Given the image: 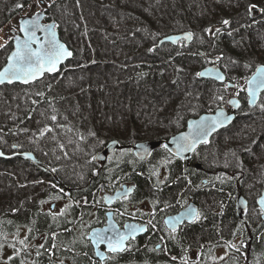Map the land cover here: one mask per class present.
Returning <instances> with one entry per match:
<instances>
[{"label": "trees", "instance_id": "16d2710c", "mask_svg": "<svg viewBox=\"0 0 264 264\" xmlns=\"http://www.w3.org/2000/svg\"><path fill=\"white\" fill-rule=\"evenodd\" d=\"M94 1L56 0L50 2L43 10L47 21L57 23L64 42L67 40L65 38L67 20L70 21L69 24L74 21L73 29L77 28L79 38L66 43L73 50L74 56L63 70L77 66L79 62L84 64L82 70H86L85 72L106 65L114 67V70L120 73V79L112 85L119 94L115 101L110 98L106 87L99 85L91 89L90 87L77 89L73 93L54 92L56 84H51L50 90L48 85L33 88L41 85L44 79L30 86L21 84L3 86L7 90L14 87L24 89L21 101L24 115L17 112L11 122L0 124V147L5 152H11L14 148H16L15 152L32 151L52 171L53 169L55 171L54 174H50L30 163L28 176V173L22 169H15L17 165L14 167L10 162L0 159V186L13 196L14 200L8 202L22 206L14 210H8L7 207L0 208V264L4 251L9 248L8 243L12 244L11 237L19 238L15 248L20 251L15 253L16 256L9 264H21V262L23 264H181V258L185 256L188 258V264H264V218L257 204L264 190V160L260 162L261 170L258 171L259 178L263 181L259 183L257 191L253 192H256L252 196L254 205L249 206L243 221L238 215L236 200L240 194L248 200L251 199L247 188L253 183L249 165L255 166V161L250 162L247 160V155H240V152L237 154L236 150L227 152V157L230 158L234 154L232 161L230 158L224 161L222 150L219 149H212L211 155L197 154V161L204 165V170L201 172L196 171L192 164L188 167L167 155L175 159L176 163L170 170V178L166 185L160 183L162 167L155 172L156 157L164 154L166 152L164 149L156 150L151 159L142 162L137 159L131 162L133 158L131 151L122 153L123 164L124 158L126 160L124 175L137 181L142 201L148 200L157 206L176 207L174 205L179 202L182 205L187 204L190 197L196 200L201 207V218L194 224L187 225L185 228L187 234L185 231L178 236L177 233L171 234L166 229L163 222V217L167 213L165 211L162 213V220L156 223L161 234L158 232L152 234L150 231L148 236L138 242L139 244L132 242L130 252L117 256L115 260L102 263L95 256L92 246L86 239V233L91 224L95 226L100 222L103 211L94 210L90 223L89 220H85L94 207L103 203L102 194L107 178L106 165L96 163L92 159L93 156L103 152L105 144L111 139L127 145L148 141L145 137H137L136 133L135 137L125 138L126 136L122 134L114 135L111 134L112 132H106L113 130L115 126L117 128L122 126L120 123L112 122L113 117L115 118L113 110L116 109L117 104H124L126 106L124 109L128 110L131 109L127 108L129 103L132 104L133 109L138 110V95L143 89L157 90L160 85L164 88L166 85L170 86L167 91H170L172 98L169 103L164 104L166 106L164 116L158 114L161 118L154 120V123L150 124L147 118L153 114L139 115L141 117L139 118L131 110L127 112L130 128L134 130V125H141L140 128L143 129L146 125L145 130L151 131L149 140L156 141L165 140L182 131L190 117L225 107L229 98L234 96V92L212 81L203 82L204 80L197 77L196 73L209 66L219 65L222 70L229 73L228 77L231 81L241 80L245 85V81L254 74L256 68L264 65V37L260 36L264 34V0H145L148 8L140 7L138 12L128 10L130 13L125 17L126 22L129 23L125 25L127 33L121 37L114 36L113 44L120 45V41L126 43L130 41L139 46L137 49L142 51V55L146 53L148 59L133 61V65L124 62L110 64L108 59L98 58L97 48L90 47L91 37L94 35L96 37L94 36L93 39L99 35L108 40L107 34L99 29V22L93 9L97 6ZM107 1L112 5L116 2V0ZM127 1L125 3L132 9L131 1L134 0ZM118 2H116L118 7L124 6V2ZM32 3L33 0H14L7 4L0 0V29L10 20L20 18ZM17 4H22L23 7L17 8ZM61 5L66 7L62 8L65 12L58 8ZM250 5H256L251 12H249ZM225 19L230 21L228 26L222 23ZM71 28L72 26L69 29ZM209 28L213 31L219 28L221 31L212 35L205 31ZM184 32L193 34L191 46H187L186 43L182 46L160 43L166 36ZM103 44L105 43L102 42ZM257 45L261 47L258 48ZM106 47L109 46L105 45ZM10 49L12 51L11 47ZM149 49L154 50L149 51ZM10 53H7L6 59ZM78 56L80 58H77ZM217 56H223L224 59L215 64L209 62L214 61ZM232 61L235 63L233 64ZM240 68L243 69L242 72L237 71ZM190 69H193L191 73ZM235 73V76L231 75ZM188 80L193 83L189 87L191 89L197 86L202 88L208 85L207 83L212 85L214 89L212 100L208 103L204 101V106H201L199 97L195 98L189 92L182 94L181 90ZM244 85L238 87L239 95L246 103L245 110L239 113V118L259 112L262 109L260 105L264 103L262 98L259 105L251 109L245 91L241 90L245 89ZM163 87L156 92L162 91ZM219 96H223V101L217 99ZM164 97L161 100H164ZM104 99L109 105L113 104L110 105L113 109L112 113H109L108 117L100 113L93 116V111L95 114V110L100 108ZM83 110L86 111L83 113ZM90 112L91 117H88ZM261 114L260 119H264V111ZM53 115L57 117L55 122L51 120ZM29 116L36 117L35 119L32 117L35 125L34 122L24 123ZM103 116L110 126L99 123ZM138 118L142 119L141 123L138 122ZM236 125L239 126L240 122L236 121L228 130H232ZM45 126L51 127L53 131L40 137L39 132ZM61 145L63 148L60 147ZM256 150L264 153V141H258ZM118 170L116 168V172ZM27 176L30 177L29 182L33 185L28 186L34 192L31 196L24 194ZM59 201L65 202L63 216H55L54 211L44 209L48 203H51L52 207ZM85 201L88 203L85 204ZM67 214L70 216L66 217ZM82 214L85 216V226H80L82 229L79 233L66 231L65 229L69 230L72 223L82 219ZM24 228L31 229L29 235H23ZM52 233L56 234L55 241L51 239ZM172 235L175 238H171ZM25 237H27V247L19 243ZM161 237H164L165 241L161 240ZM237 240L239 242L236 245ZM52 243H56L58 247L52 249ZM41 244L45 247L40 248ZM229 244L235 247H229ZM158 245H161L160 249H157ZM37 252L40 255H37ZM172 256H176L177 260L173 261Z\"/></svg>", "mask_w": 264, "mask_h": 264}, {"label": "rangeland", "instance_id": "374dc122", "mask_svg": "<svg viewBox=\"0 0 264 264\" xmlns=\"http://www.w3.org/2000/svg\"><path fill=\"white\" fill-rule=\"evenodd\" d=\"M2 1H5L7 4H9V3H12L14 0H2ZM55 1L56 0H50V1L49 0H42V2H38V0H33V3L30 5V7L27 9V11H25L22 14V16L20 18H23L24 16H29V15L35 14V12H37V11L44 12L43 8H47V6H48V4H50V2L53 3ZM102 1L103 0H101V2ZM118 1L116 0V2H118V3L124 2L123 7H125V8L118 7L116 2L113 4L114 5L113 6L107 0H104L102 2V4H101L100 0L98 3H97V0H95L93 2L97 5L93 9L95 11V16L99 22V29L103 30V32L107 34L108 40H105L104 38L100 37L99 35L97 36V38L93 39L95 36L94 35L91 37L92 38L91 39L92 44H90V47L93 49L97 48L98 58L108 59V63H110V64H112L113 62H114V64L124 62V64L127 63L128 65H133V63H132L133 61L135 62L138 60L148 59V57L146 56V53H145V55H144V53L142 55V53H141L142 51L137 49V48H139V46L137 44L135 45V43H131L130 41L128 43H126L124 41H120V45L113 44L114 38H115L114 36L121 37L122 35L127 33L126 32L127 30L125 27L129 23L126 22L125 17H126V15H128L130 13L128 10H130V11L136 10L138 12V9L140 7L141 8H144V6H146L145 8H148V7H147V5H145V3H146L145 0L144 1H142V0L131 1L132 5H133L132 9L129 8L130 7L129 4H128L129 5L128 6L125 3L127 0H118ZM127 3H128V1H127ZM126 7H128V8H126ZM58 8L62 9V8H66V7L61 5ZM152 8H154V7H152ZM62 11L65 12L63 9H62ZM20 18H14V19L10 20V22L5 24V26L0 29V45H3V47H0V70L5 65V63L7 62V59H6L7 53L8 52L10 53V51H11L9 46L13 41L12 31L15 30V31L19 32V19ZM69 19H71V18H69ZM67 21H68V22H66L67 27L65 26L67 29V32L65 31V38L67 40H65V43L68 44V41L71 42L72 40L79 38V36H77V30H76L77 28L73 29L74 28L73 27L74 21L72 22V24H69V22H70L69 20H67ZM71 26H72V28L69 29ZM260 36L264 37V34L262 33V35H260ZM101 38H102V40H101ZM102 42L105 44L102 45ZM74 45H73V47H75ZM105 45H108L109 47L105 48ZM100 47H102V48L100 49ZM257 47L260 48L261 46L257 45ZM120 49H122V50L117 51ZM77 58H80V56H78ZM5 59H6V61H5ZM83 65L84 64L82 62H79V64L77 66L68 67L66 70H63L59 75L47 76L41 85H36L33 88H41L45 85H48L49 90H50V87H51L50 85L56 84V88L55 89L52 88V89H54V92L60 93V92H67L68 91L69 93H73V92H76L77 89H87L88 87H90L89 89H91V88H94L96 85H99V86H104V88L106 87V90L109 91L110 98L115 101L117 95H119V94L113 88L112 85L117 80L120 79V76H119L120 73H117V71L114 70V67H108L107 65L100 67V68H96L95 70H88L87 72H85L86 70H82ZM192 70L193 69H190V73L192 72ZM237 71L242 72L243 69L240 68ZM82 73H84V74H82ZM226 74L229 76L228 72H226ZM231 75L235 76L236 73L231 74ZM237 75H239V73H237ZM190 76H191V74H190ZM247 80L245 81V85H244V81H241V80H235V82H233L236 85L235 90H233V92H234L233 97H238V95H236V92L237 93L239 92V89H238L239 86L243 87V85H244V87L246 88ZM205 81L206 80H204L203 82H205ZM192 84H193L192 81H190V80L186 81V83L183 86V90H181L182 94H184L185 92H189L195 98L199 97V99H200L199 104H201V106L205 102L208 103L212 100L211 98H212L213 92H214L212 85H209V83H207L208 85H206L202 88H200V86H197V87H194L191 89L189 87ZM14 85H17V84H14ZM161 87H163V86L162 85L158 86V88H156L157 90H154V89L151 90L148 88L143 89V91H141V93L138 95L139 96L138 97V104H139L138 110L137 109L135 110V108L133 109L132 104H129V103L127 104V108H131V109H128V110H131V112L135 113L136 116L137 115L138 116L139 115L144 116V115L153 114V116L149 115L147 118L150 121V124L154 123V120H156L160 117V116L158 117V114L159 115L162 114L164 116V108L166 107L164 104L169 103V101L171 100L170 98H172V96L169 94L170 91L169 92L167 91V89H170L171 87L166 85V88L163 87L162 91L157 93L156 91H158ZM23 91H24V89L21 87H14V88H11L9 90L5 89L3 86H2V88H0V119L2 120V121L0 120V124L2 122L3 123L11 122L13 120V118L15 117L17 112L20 113L21 115H24L23 114L24 113L23 103L21 102L22 98H23V94H24ZM155 93H156V95H155ZM160 93L162 95L158 96V94H160ZM163 96H165L163 98L164 100H161V98ZM165 102H167V103H165ZM110 105H113V104L110 103ZM110 105H109L108 101L104 99V103L100 106V108H97L95 110V114L93 111L92 115L94 116V115H96V113H98V114L100 113V115L104 114L105 117H108V114L112 113V110H113V109H111ZM129 105H131V106H129ZM124 107H126V106H124V104L122 105L121 103H118L116 109L113 110L115 118L113 117L112 122H115L118 124L120 123V124H122V126H120V128H117V126H115L113 128V130H106L105 129L106 132L107 133L112 132L111 134H114V135L122 134V136L123 135L126 136L125 138H130V136L135 137L137 134V137H140V138L145 137V139L149 140V137L151 136V131L145 130L146 125L143 126V129L140 128L141 125H138V126L134 125L135 126L134 130L130 128L131 125H130V122L128 121V117H129L128 113H127L128 110L124 109ZM85 111L86 110H83V113ZM263 111H264V109H261L259 112L253 113V115L251 114V115L243 116V117L239 118L237 120L240 122L239 126L236 125V127L235 128L233 127L232 130H230V131L227 130V131L222 132L219 136H217V139H216L217 141H219V145H218L219 149H220L219 151L222 150L221 154L224 155V157H223L224 161H226V159L227 160L231 159V161L234 160V158H233L234 154H233L232 158H230V156L227 157V152H229L231 150H234V151L236 150L237 154H238V152H240V155H243V156L247 155V157H248L247 160H249L250 162L255 161V166L249 165L250 176H251L250 178H251V181L253 182L252 185H249L247 187L248 190L250 191L249 196L251 198L250 200H248L249 206L254 205V198L252 196L256 192L255 193H253V192L257 191L256 189L259 187V183L261 181H263V180H261V178H259V172L258 171H259V169L261 170L260 162L262 160H264V153H262L263 151L259 152L258 150H256V145H257L258 141L259 140L264 141V119H260L261 115H262L261 113ZM85 114L87 115V112ZM104 116L102 117L101 122H99V123L105 124V126H110L108 124V122L105 121ZM32 117L33 116H29L24 121V123L33 124V122H34V125H35V121L33 119H35L36 117H33V119H32ZM88 117H91V112H90V116H88ZM139 118H141V117L139 116ZM139 118H138V120H139ZM136 119H137V117H136ZM140 121H142V119L139 120L138 122L141 123ZM101 127H102V125H101ZM254 132H255V135H254ZM220 138H222V140ZM261 147H262V145H261ZM207 153H208V155H211L212 149L211 150L209 149V151H207ZM10 164H12L14 167H15V165H17L18 167H16L15 169L20 168L23 171L27 172L28 176H29V174H30L29 170L31 169L29 164H27L23 161L10 162ZM161 173H162L163 181H165L167 178V172L165 171V169H162ZM28 176L25 179V182L27 185H24L26 187V188H24L25 189L24 194L27 193L28 195L30 194V196H31L34 192L28 186H33V185L31 182H29L30 177H28ZM0 190H1V192H0V204H1L0 208L7 207L8 210H14V208H17V207L21 208L22 207L20 204L17 206V205H14L13 203H10L14 200L13 196L9 195V193H6L4 191V189L1 188V186H0ZM17 199H19V197H17ZM8 201H10V202H8ZM145 204H148L149 207L151 206V202L148 200L142 201V206H144ZM63 207H64V204L61 201L57 202L55 209H54V213L60 212ZM51 208H52L51 203L50 204L48 203L44 209L45 210H52ZM24 209H26V208H24ZM18 240H19L18 237H17V239L11 237L12 244L8 243L9 248L7 250H5L4 254L2 255V264H9L11 259L16 256L15 253H18V252H16L12 247H13V245L17 246L16 242H18ZM238 242H239V240L236 241V245ZM29 249H31V247Z\"/></svg>", "mask_w": 264, "mask_h": 264}, {"label": "snow or ice", "instance_id": "6c2138e0", "mask_svg": "<svg viewBox=\"0 0 264 264\" xmlns=\"http://www.w3.org/2000/svg\"><path fill=\"white\" fill-rule=\"evenodd\" d=\"M38 2H42V0H38ZM17 8H22V4H17ZM256 8V5L249 6V12L253 11ZM40 14L36 13L33 18L25 20L22 24L21 31L25 33L23 39L20 37H16V48L11 53V55L7 58L6 66L0 70V83H4L7 81L8 83H12L13 81H21L23 83L35 82L41 77L45 75V73H56L58 71V66L67 58L72 57L73 53L66 47L65 44L61 43L56 39L55 23L48 24L42 26L39 23ZM225 26L230 24V21L225 19L222 22ZM37 31H41L45 33L44 37L41 38L37 36ZM205 31L215 35L219 33L221 30L219 28L213 31L212 29H205ZM231 35V33H229ZM193 38V34L191 32L186 33L183 37H171L173 43H179L181 40L190 41ZM163 43V41H161ZM35 45V47H33ZM3 47V45H0ZM154 49H149V51H153ZM224 59L223 56H217L214 61H209L210 63H217ZM234 64L235 61H232ZM197 77H208L212 76L216 80L224 82L225 76L219 71L218 68L205 69L204 71H200L196 73ZM248 87L247 89H241L242 91H247L250 97L249 104H255L258 98L259 93L264 90V65L258 66L256 68V72L252 75L251 78L247 80ZM225 89L229 87L228 84L225 83ZM235 87V85H233ZM37 95L42 96L43 93H37ZM239 95V92L237 93ZM218 100L223 101V96L217 97ZM229 103H232L239 106V102L235 100H229ZM35 103V101H34ZM262 109H264V103L260 105ZM51 120L55 122L57 117L55 115L51 116ZM231 120V117L226 116L224 112L218 111L215 116L212 117H204L201 118L200 121H194L189 125L190 131L188 133H181L178 138L175 139L176 148L168 149V146L164 147L171 152L174 156H182L184 152L195 151L196 146L200 143H208L207 137L211 135L212 132L216 131L217 127H222L224 124ZM53 129L49 126H45L43 130L39 132V136L43 137L47 133L52 132ZM92 135H95L92 133ZM83 139V137H81ZM103 143V142H101ZM113 143H116L115 141ZM13 147H17L13 145ZM63 148V145L60 146ZM150 153L145 150V155ZM3 153L0 152V156ZM97 157L93 156V160ZM171 161H166V163H170ZM55 171V169H53ZM123 187V186H122ZM62 191V190H61ZM132 189H127L126 191L117 192L114 197H104L103 199L111 203L113 200H128L129 193ZM43 203V202H42ZM85 204L88 201L84 202ZM264 204V200L260 202ZM65 210H61L59 215H64ZM139 210L137 212L129 213L125 208L123 212L120 213L121 216L128 215L132 220H136L138 216ZM140 216L143 213H139ZM152 219L146 221L148 226L155 228L156 225L153 224V219L155 218V211L151 214ZM201 218V213L191 207L188 206L183 213H181L178 217H172L165 221V224L169 226L170 233L175 234L177 231L178 225L182 224L185 220L191 221L193 223L199 221ZM69 231L68 229H65ZM31 232V229H29ZM148 231V228L145 224L140 223H125L123 225V231L116 227V225L110 224L109 227L104 229H94L89 236L91 245L97 249L96 256L100 258L101 261H112L115 260L117 256L122 255L126 252H130L132 250V241H135L138 233H143ZM171 238H175L174 235ZM51 239L55 241L56 234L52 233ZM164 237H161L163 240ZM26 240L22 239L19 241L21 245H26ZM101 246L104 247V251H101ZM14 249L15 246L13 245ZM40 248H44L45 245H39ZM58 245L56 243H52L51 248L55 249ZM159 248V245L157 246ZM229 247H235L234 245L229 244ZM19 253V249H15ZM239 249H237L238 251ZM155 251V249H153ZM37 255H40L37 252ZM87 255V253H85ZM11 259V258H10ZM171 259L173 261L177 260L176 256H172ZM23 264V262H21ZM181 264H188V258L182 257Z\"/></svg>", "mask_w": 264, "mask_h": 264}, {"label": "flooded vegetation", "instance_id": "af4514ba", "mask_svg": "<svg viewBox=\"0 0 264 264\" xmlns=\"http://www.w3.org/2000/svg\"><path fill=\"white\" fill-rule=\"evenodd\" d=\"M10 47L12 48V51H13V49H14V46H13V41H12V43L10 44ZM11 51V52H12ZM11 54V53H10ZM9 54V55H10ZM217 66H219V65H217ZM225 72V71H224ZM226 73V72H225ZM47 77V76H46ZM45 77V78H46ZM44 78V79H45ZM206 81H212V80H206ZM212 82H215V81H212ZM229 82H232L233 83V81H231L230 79H229V77H228V75H227V82H225L226 84H228L229 85ZM37 83V82H36ZM215 83H217V82H215ZM225 83H217V84H219V85H222V86H224L225 85ZM35 84V83H34ZM235 84V83H234ZM33 85V84H32ZM22 86H24V85H22ZM30 86V85H29ZM235 88H236V85H235V87H233V88H227V89H229V90H231V91H233V90H235ZM245 89H247V85H246V88ZM245 93H246V96H247V91H245ZM231 98H239L240 99V101H241V108L237 111V119L235 120V122L239 119V113L242 111V110H244L245 109V104L246 103H244V101L242 100V98H241V95H238V97H230L229 98V100L231 99ZM262 98H264V93H262V95H261V99ZM261 99H260V101H261ZM228 100V101H229ZM260 101H259V103H260ZM247 103H248V105H249V100H248V96H247ZM259 103L256 105V107L259 105ZM249 107L251 108V109H255L256 107H251L250 105H249ZM221 108H226V109H228L230 112L232 111V108H231V106L229 105V102H228V104L225 106V107H220L219 109H221ZM217 111V110H216ZM216 111H213V110H211V111H208V112H205V113H215ZM205 113H202V114H205ZM201 114V115H202ZM201 115H199V116H197V117H190L189 119H188V121H187V124H186V127L182 130V131H180L179 133H182V132H184V131H186L187 130V127H188V122H189V120L190 119H195V118H198V117H200ZM234 122V123H235ZM234 123H232L229 127H226V128H224L222 131H220V132H218L216 135H214V137H212V139H211V141L209 142V143H207V144H203V145H201L198 149H196V151L193 153V155H192V157H191V159L188 161H186V160H181V159H179V158H177V157H175L173 154H171L165 147H164V145H162L161 147H159V148H157L156 150H158V149H164L166 152L164 153V154H162L161 156L160 155H158L157 157H156V161H155V164H156V168H155V172H157V169L159 168V167H162V169H165V171L167 172V178H166V180L165 181H163V177H160V180H161V182L160 183H162V185H166L167 183V180L170 178V170H171V168H173L174 166V163H176L175 162V159L177 160V161H180L181 163H184V164H186V166H188V167H190L191 166V164H192V166L194 167V169L196 170V171H199V172H201V171H203L204 170V165L201 163V162H199V161H197V154H199L200 153V155H202V156H206L208 153H207V151H209V149L211 150V149H219V141H217L216 139H217V136H219L222 132H224V131H227L228 129H230L233 125H234ZM179 133H176V134H174V135H177V134H179ZM174 135H172V136H174ZM172 136H170V137H168V138H166L165 140H168V139H170ZM221 140H222V138H220ZM113 140H116V139H111V140H109L106 144H105V147L107 146V144L109 143V142H111V141H113ZM116 141H118L119 143H120V145H123L124 147L123 148H120V149H116L113 153H111V154H108V157H107V160H106V162H104V163H102V164H100V163H98V164H100V165H106V175H107V178H106V183L104 184V192H103V194H102V197L104 198V197H112V196H114L117 192H120V191H124V190H127V189H132V191L129 193V198H128V200H122V199H120V200H116L114 203H112V204H107V202L103 199V203H101V205L100 206H97V207H94V209L92 210V212L90 213V214H87V216H86V219H85V216L82 214V219L81 220H79V221H77V222H74V223H72V225L69 227V231H72V232H75V233H79V231L82 229H80V226L82 227L83 225L85 226V223H84V219L85 220H89V223H90V219H93V213H94V210H98V209H101L103 212H102V219L100 220V222H98V224L97 225H93V224H91V226H90V228H89V230L87 231V233H86V239H87V241L89 242V244L91 245V242H90V240L88 239V236H89V234L91 233V231L93 230V229H95V228H103V227H105V226H107L108 225V221H109V214L110 213H112L113 214V220L115 221V223L118 225V227L121 229V230H123V225L125 224V223H140V224H146V221L147 220H149V219H152V217H151V213L153 212V211H155V218L153 219V224H155L156 225V223H159V221L160 220H162V213L163 212H165V211H167V213L165 214V216L163 217V222H164V225H165V227H166V229H168L167 228V226H166V224H165V220H166V218L168 217V216H171V215H176V214H178V213H180L182 210H184L185 208H187L189 205H190V203L191 202H194L197 206H198V208H199V212H200V210H201V207L199 206V204L196 202V200L195 199H193V197H190L189 198V200H188V202H187V204H185V205H182V204H179V203H176L177 205H174V206H176V207H173V206H163V205H161V206H157V204H155V203H151V206L149 207V205L148 204H145L144 206H142V195H141V193H139V189H138V183H137V181L136 180H133V178L132 177H130V178H127L124 174V169H125V158H124V164H123V159L121 158L123 155H122V153L124 154V153H128V152H132V155H133V158L131 159V162H134V159L136 160H138V161H141V160H139L135 155H134V152H133V150H132V148L131 147H128V146H132V145H127V144H122L119 140H116ZM162 141H164V140H162ZM217 141V142H216ZM224 142V141H223ZM138 143V142H137ZM136 144V143H135ZM134 145V144H133ZM1 148V147H0ZM2 149V148H1ZM105 149V148H104ZM15 150H16V148H14V149H12L11 150V152H5V153H7V154H9V155H13V154H15V153H19V152H22V151H17V152H15ZM155 150V151H156ZM220 150V149H219ZM155 151H154V153H155ZM154 153H153V155H154ZM153 155H152V157H153ZM167 155H170L172 158H175V159H171V158H169ZM151 157V158H152ZM150 158V159H151ZM161 158H163L164 160H161ZM0 159H2V158H0ZM2 160H5V161H8V162H18V161H23V162H25V163H27V164H30V163H32L34 166H36L33 162H31V161H27V160H24V159H21V158H12V159H2ZM122 160V161H121ZM149 160V159H148ZM166 161H171L170 163H166ZM122 162V163H121ZM130 162V163H131ZM142 162V161H141ZM198 164H202V169H197V165ZM38 167V166H37ZM116 168L117 169H119L118 170V172H116ZM41 169V168H40ZM154 173V172H153ZM123 186V187H122ZM167 200H169L170 201V199H167ZM66 202L68 203V201L66 200ZM63 204H65V202L63 203ZM55 204L54 205H52V210L54 211V209H55ZM93 207V206H92ZM125 208L128 210V212L129 213H132V212H137V210H139V213H143V215L142 216H140L139 215V213H138V216H137V219L136 220H132L131 219V217L130 216H128V215H123V216H121L120 215V213L121 212H123L124 210H125ZM64 209V207L62 208V210ZM51 210V211H52ZM61 212V211H60ZM60 212H56L54 215L55 216H63V215H59V213ZM68 216H70V214H67V216L66 217H68ZM82 222V223H81ZM191 224H194V223H185V224H183L182 226H180L178 229H177V231H176V233L178 234V236L179 235H181L182 233H185V231H186V227H187V225H191ZM93 225V226H92ZM147 225V224H146ZM152 227L151 226H149V230H148V233L146 234V235H143V236H141V237H139V238H137L135 241H132V242H136V243H138V242H140L141 241V239L143 238V237H145V236H148V234L150 233V231H152V234H154L155 232H158L159 234H161V232L159 231V228H158V224L156 225V227L155 228H153V229H151ZM169 230V229H168ZM170 231V230H169ZM26 232V233H25ZM29 228H24L23 229V235H29ZM187 232L188 231H186V234H187ZM42 239H43V237H42ZM164 240V239H163ZM240 240V239H239ZM165 241V240H164ZM131 242V243H132ZM139 244V243H138ZM92 246V245H91ZM92 248H93V251H94V254L96 253V251H95V248L92 246ZM161 248V245H159V248L157 247V249H160ZM101 249L102 250H104V247H101ZM83 256H85L84 254H83ZM95 256H96V254H95ZM99 260V259H98ZM92 261V260H91ZM90 261V262H91ZM101 261V260H100ZM107 261V260H106ZM106 261H101L102 263H105ZM91 263H94V262H91Z\"/></svg>", "mask_w": 264, "mask_h": 264}, {"label": "water", "instance_id": "95a60500", "mask_svg": "<svg viewBox=\"0 0 264 264\" xmlns=\"http://www.w3.org/2000/svg\"><path fill=\"white\" fill-rule=\"evenodd\" d=\"M37 13L40 14V20H39V23H40L42 26H44V25H48V24H52V23H55V25H56V28H55L56 39H57L58 41H60L61 43H63V44L66 45V47H67V48L73 53L72 57L65 59V60H64L59 66H58V71H57L56 73H45V75H44L43 77H41L40 79H38V80L35 81V82L23 83V82H21V81H13L12 83H8L7 81H5L4 83H0V86H6V85H12V84H21V85H24V86L32 85V84H34V83H36V82H39V81L43 80L46 76L59 75V74L62 72L63 68H64V67H65V66H66V65L72 60V58H73V56H74V52H73V50H72V49H71V48H70V47H69V46H68V45L62 40V37H61L60 31H59V29H58V27H57V23H56V22H49V21H47V19H46V13H45V12H41V11H40V12H37ZM35 14H36V13H35ZM35 14L30 15V16H26V17H23V18H20V19H19V32L15 31V30L12 31V35H13V46H14L13 51H14L15 48H16V40H15V38H16V37H20L21 39H23L24 36H25V33H24L23 31H21V27H22L23 22H24L25 20H28V19L33 18ZM186 33H189V32H184V33H181V34H172V35L166 36V37H164V38L161 40V41H163V43H161V42H160V43H161V44H171V45L177 46V45H182V43L185 42L187 46H191V44H192V42H193V38H192L190 41H187V40H181L179 43H173V42L171 41V39H168V38H171V37H183V36H185ZM44 35H45V33L41 32V31H37V36L43 38ZM33 47H35V45H33ZM13 51H12V52H13ZM12 52H11V53H12ZM10 55H11V54H10ZM6 64H7V62H6ZM6 64L1 68V70L6 66ZM211 68H218L219 71L225 76V81H224V82L218 81V80H216V79H215L214 77H212V76H208V77H199V78H200L201 80H212V81H215V82H217V83H221V84L227 82V74L224 72V70H222V69L220 68V66H217V65L209 66V67H207V68L202 69L201 71H204L205 69H211ZM255 72H256V71H255ZM251 77H252V76H251ZM251 77H250V78H251ZM233 85H235V84L232 83V82H229V88H233ZM247 87H248V84H247ZM262 93H264V90H262V91L259 93L258 98H257L255 104H252V105L249 104L251 107H256V105L259 103V101H260V99H261V95H262ZM247 96H248V100H249L250 97H249V95H248V92H247ZM230 100L238 101V102H239V106L237 107L236 105H234V104H232V103H229V105H230L231 108H232V111H231V112H230L228 109H226V108H221V109H218L215 113H205V114H202V115H201L200 117H198V118L190 119L189 122H188L187 130L184 131V132H182V133H188V132L190 131L189 125L192 124L194 121H200L201 118H204V117H212V116H215L216 113H217L218 111H221V110H222L226 116L231 117V120L227 121V122L224 124V126H222V127H217L216 131L212 132L211 135H209V136L207 137V139H208V143H209V142L211 141L212 137H214V135H216L218 132L222 131L224 128L229 127V126H230L232 123H234L235 120L237 119V111L241 108V105H242V104H241V101H240L239 98H231ZM180 135H181V133H179V134H177V135H174V136H172L170 139H168V140H164V141H156V140L142 141V142H138V143H136V144H134V145H132V146H128V147H131V148H132V150H133V152H134V155H135L139 160H141V161H146V160L150 159V158L152 157L154 151H155L157 148L161 147L162 145H164V146L167 145V146H168V149H173V150H175V148H176V143H175V139H174V138H178ZM114 141H115L116 143H113ZM203 144H205V143H200V144H198V145L196 146V149H198V148H199L201 145H203ZM206 144H207V143H206ZM123 147H124V146H123V145H120V143H119L118 141L113 140V141H111V142H109V143L107 144V146L105 147V149L103 150V152H101V153H99V154H97V155L95 156V157H97V158H96L94 161H95L96 163H100V164H102V163L106 162L107 157H108V154H111V153H113L116 149H120V148H123ZM196 149H195V151H196ZM145 150H147V152L150 153V154L145 155ZM195 151L184 152L182 156H175V157H177V158H179V159H181V160H186V161L188 160V161H189V160L191 159V157H192V155H193V153H194ZM0 152L3 153V155L0 156V158H2V159H12V158H17V157H18V158H21V159H24V160H27V161H31V162H33L36 166H38L39 168H41L42 170H44V171H46V172H49L50 174H54V172L50 169V167H49L47 164H45L43 161H41V160L37 157V155H36L34 152H32V151H24V152L15 153V154H13V155H9V154L5 153L3 149L0 148ZM170 153H171V152H170ZM171 154H172V153H171ZM197 169H199V170L202 169V164H198V165H197ZM124 191H126V190H124ZM120 192H122V191H120ZM115 195H116V194H115ZM115 195H114V196H115ZM114 196H112V197H114ZM262 200H264V190H263L261 196H260V197L258 198V200H257V204H258L260 210L262 211V217L264 218V204H261V203H260ZM115 201H116V200H113L111 203H108V202H107V204H112V203H114ZM236 205H237V212H238L239 217H240L243 221H245L244 216H245V213L247 212V210H248V208H249V201H248V199H247L243 194H240V195L237 197ZM189 206H191V207H193V208H195V209H197V210L199 211L198 206H197L194 202H191ZM185 209H186V208H185ZM185 209L182 210L180 213H178V214H176V215L168 216V217L166 218V220H168L169 218H172V217H178V216H180L181 213H183V212L185 211ZM109 217H110V218H109V221H108V225H107V226H105V227H103V228H95V229H104V228L109 227V225H110V224H113V223L116 225L117 228H119L118 225H117V224L115 223V221L113 220V214H112V213L109 214ZM166 220H165V221H166ZM185 223H193V222L188 221V220H185L182 224L178 225L177 229H178L180 226H182L183 224H185ZM145 226H146V227L148 228V230H149V226L146 225V224H145ZM166 226H167V228L169 229V226H168V225H166ZM119 229H120V228H119ZM93 230H94V229H93ZM93 230H92V231H93ZM120 230H121V229H120ZM169 230H170V229H169ZM92 231H91V232H92ZM121 231H123V230H121ZM147 233H148V231L143 232V233H138V234H137V238H139V237H141V236H143V235H146ZM89 236H90V234H89ZM89 236H88V239H89ZM137 238H136V239H137ZM89 240H90V239H89ZM101 247H103V246H101ZM100 250H101V251H104V250H102V249H100ZM95 251H97V249H95ZM96 257L100 260V258H99L98 256H96Z\"/></svg>", "mask_w": 264, "mask_h": 264}]
</instances>
